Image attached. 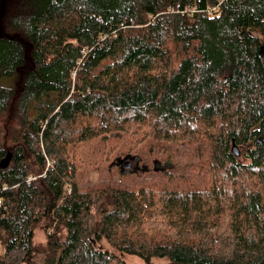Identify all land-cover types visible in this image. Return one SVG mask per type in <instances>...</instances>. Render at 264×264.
<instances>
[{
  "label": "trees",
  "instance_id": "obj_1",
  "mask_svg": "<svg viewBox=\"0 0 264 264\" xmlns=\"http://www.w3.org/2000/svg\"><path fill=\"white\" fill-rule=\"evenodd\" d=\"M9 152L0 264H264V0H0Z\"/></svg>",
  "mask_w": 264,
  "mask_h": 264
},
{
  "label": "rangeland",
  "instance_id": "obj_2",
  "mask_svg": "<svg viewBox=\"0 0 264 264\" xmlns=\"http://www.w3.org/2000/svg\"><path fill=\"white\" fill-rule=\"evenodd\" d=\"M241 156L238 157V160L240 162L245 163L247 160L244 158V151L245 149L241 148ZM140 166H142L140 164ZM116 168V167H115ZM112 169V168H110ZM157 169L159 170H163L164 167H159L157 166ZM116 172L113 174V181L116 184H121V185H126L129 186L133 183H135L136 181H140L143 179H146L147 176L144 178L143 175H141V173L138 174H134V176H129V177H123V175L121 176V174H119V169L116 168ZM150 175V174H149ZM36 176H40V175H36ZM152 176V175H151ZM153 179V177H152ZM104 184H109V179H102ZM92 181L93 183H97L99 181V176L98 174H94L92 177ZM102 183V182H101ZM71 187V186H70ZM69 192H67L66 194H68ZM57 227V221L55 222L54 225L48 227V228H44L41 227L40 229H37L36 231V236H35V244L39 250V253L36 254V256L34 257L33 261L31 262V264H41L42 259H43V255L41 253V251H43L46 243H47V239L49 236H51L53 234V232L56 230L55 228ZM95 247L99 248L103 251H109L112 252L114 254H118V252H116V250H114L107 242H101L99 244L95 243ZM5 250L3 248V246L0 244V258L4 255ZM121 259H123L127 264H144L143 261H141L140 259L136 258V257H130V256H125V255H120ZM152 264H167L166 260H159V259H154Z\"/></svg>",
  "mask_w": 264,
  "mask_h": 264
},
{
  "label": "water",
  "instance_id": "obj_3",
  "mask_svg": "<svg viewBox=\"0 0 264 264\" xmlns=\"http://www.w3.org/2000/svg\"><path fill=\"white\" fill-rule=\"evenodd\" d=\"M233 152H234V154H235L237 157H240V156H241L240 151H239V149H238L236 146H234V148H233ZM12 160H13V153H12V152H9V153L7 154V156H6V158H4V159L0 162V169H2V170H6V169H8L9 166H10V164H11V162H12ZM133 161H137V165H139L140 162H141V160H140L138 157H132L130 160H126V159H124V160H120L119 162L114 163L113 166H119V165L125 163V166H124L125 169H123V171L121 172V174H126L127 171H129V170L132 169ZM113 166H112V167H113ZM157 166H158V163L156 162V163H155V168H154L155 172H161V170L157 169ZM163 171H166V168H164ZM131 173H134V174H135L136 172L133 171V172H131Z\"/></svg>",
  "mask_w": 264,
  "mask_h": 264
},
{
  "label": "flooded vegetation",
  "instance_id": "obj_4",
  "mask_svg": "<svg viewBox=\"0 0 264 264\" xmlns=\"http://www.w3.org/2000/svg\"><path fill=\"white\" fill-rule=\"evenodd\" d=\"M140 164H141L142 166H140ZM140 164L137 165V161H133L132 169L129 170V171H127V172L131 173V172L135 171V172H136L135 174H137V173H145V172H147V171L149 170V169L146 168V166L143 165L141 162H140ZM124 166H125V163H124V164H121V165H119V166H116V168H118L119 171L122 172L123 169H125Z\"/></svg>",
  "mask_w": 264,
  "mask_h": 264
},
{
  "label": "built area",
  "instance_id": "obj_5",
  "mask_svg": "<svg viewBox=\"0 0 264 264\" xmlns=\"http://www.w3.org/2000/svg\"><path fill=\"white\" fill-rule=\"evenodd\" d=\"M52 165L50 163H48V167H51ZM46 176V172L40 176H35V177H29L28 178V182H33L36 181L37 179H41L42 177ZM70 185L66 184L65 186V193L70 192Z\"/></svg>",
  "mask_w": 264,
  "mask_h": 264
}]
</instances>
